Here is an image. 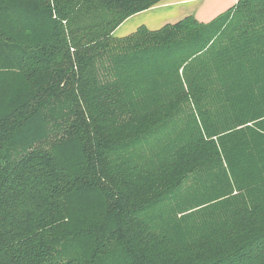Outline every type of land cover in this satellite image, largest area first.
<instances>
[{"label":"trees","instance_id":"trees-1","mask_svg":"<svg viewBox=\"0 0 264 264\" xmlns=\"http://www.w3.org/2000/svg\"><path fill=\"white\" fill-rule=\"evenodd\" d=\"M162 1L0 0V264H264V0Z\"/></svg>","mask_w":264,"mask_h":264},{"label":"crops","instance_id":"crops-1","mask_svg":"<svg viewBox=\"0 0 264 264\" xmlns=\"http://www.w3.org/2000/svg\"><path fill=\"white\" fill-rule=\"evenodd\" d=\"M238 0H163L158 6L135 15L115 32L117 38L126 37L140 27L157 30L169 22L192 15L202 22H209L234 6Z\"/></svg>","mask_w":264,"mask_h":264}]
</instances>
